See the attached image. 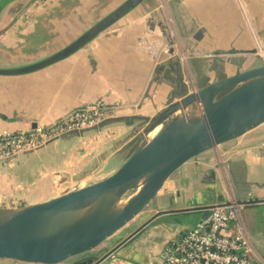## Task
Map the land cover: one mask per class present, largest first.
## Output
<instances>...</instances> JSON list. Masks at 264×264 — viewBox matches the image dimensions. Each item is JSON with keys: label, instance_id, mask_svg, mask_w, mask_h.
<instances>
[{"label": "crops", "instance_id": "1", "mask_svg": "<svg viewBox=\"0 0 264 264\" xmlns=\"http://www.w3.org/2000/svg\"><path fill=\"white\" fill-rule=\"evenodd\" d=\"M122 1L0 0V67L53 53ZM228 51L247 57L243 67L264 62V0H144L68 57L0 74V132L47 127L100 97L120 104L99 127L1 162L0 206L44 201L110 174L147 124L141 117L155 115L184 83L213 79ZM231 196L254 200L241 218L252 264H264V122L185 162L153 202L97 247L91 264H157L168 241Z\"/></svg>", "mask_w": 264, "mask_h": 264}, {"label": "water", "instance_id": "2", "mask_svg": "<svg viewBox=\"0 0 264 264\" xmlns=\"http://www.w3.org/2000/svg\"><path fill=\"white\" fill-rule=\"evenodd\" d=\"M143 1L123 0L53 53L0 67V74H25L68 57ZM227 53L213 79L198 86L184 83L166 96L155 115L141 117L147 124L136 131L132 149L110 174L44 201L0 206V258L59 264L79 256L71 264H91L95 255L90 251L153 202L185 162L263 123L264 62L243 67L246 56ZM233 67L236 71L229 73Z\"/></svg>", "mask_w": 264, "mask_h": 264}, {"label": "built area", "instance_id": "3", "mask_svg": "<svg viewBox=\"0 0 264 264\" xmlns=\"http://www.w3.org/2000/svg\"><path fill=\"white\" fill-rule=\"evenodd\" d=\"M179 57L182 59L184 55L179 53ZM119 107V103H108L100 97L47 127L0 132V163L63 133L93 127L114 115ZM251 203L254 200L250 198L241 200L232 196L213 203L206 218L168 241L157 264H252L250 242L241 218L242 209Z\"/></svg>", "mask_w": 264, "mask_h": 264}, {"label": "rangeland", "instance_id": "4", "mask_svg": "<svg viewBox=\"0 0 264 264\" xmlns=\"http://www.w3.org/2000/svg\"><path fill=\"white\" fill-rule=\"evenodd\" d=\"M0 166H1V165H0ZM110 166H111V164H107L105 168H110ZM134 191H135V188H133L131 191H129V192L127 193V195H128V196L131 195ZM148 208H150V206H148V207L144 210V212H146V210H148ZM176 218H177L178 220H183V219H184V217H182V216H178V217H176ZM186 219H187V218H186ZM122 229H123V228H122ZM122 229H121V230H122ZM121 230H119L117 233L119 234ZM117 233H116L115 235H117ZM113 236H114V235H113ZM113 236H112V238H115V237H113ZM96 251H97V248L91 250L90 253L93 254V253H95ZM78 257H79V256H74L73 258H70V259H68L67 261L62 262V263H59V264H71L72 261L75 260V259H77ZM28 264H30V263H28Z\"/></svg>", "mask_w": 264, "mask_h": 264}]
</instances>
